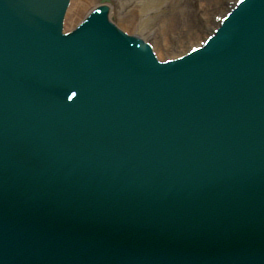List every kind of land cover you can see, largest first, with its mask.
<instances>
[{
  "label": "bare ground",
  "instance_id": "1",
  "mask_svg": "<svg viewBox=\"0 0 264 264\" xmlns=\"http://www.w3.org/2000/svg\"><path fill=\"white\" fill-rule=\"evenodd\" d=\"M111 4L110 14L119 17L124 20L125 10H130V17L135 18L139 13L141 18L139 20L143 25L142 30H146L148 33L153 34L155 19L158 16L159 20L156 22L162 23V28H160L163 39L162 43H159V39L155 35V48L161 57L165 55H172L165 51H172L174 47L170 46L172 41L177 42V46L181 48H186L188 43L196 42L197 40L187 39V42H182L181 36L185 33L199 39L200 32H196L191 13H188L189 9L182 6L183 0H109ZM214 3L218 0H204V3ZM95 0H71V5L69 6L67 13V22L73 24L78 14H85L89 4H93ZM96 4V3H95ZM130 6V8H128ZM79 15V16H80ZM77 16V17H76ZM208 17V15L206 16ZM176 48V47H175Z\"/></svg>",
  "mask_w": 264,
  "mask_h": 264
},
{
  "label": "rangeland",
  "instance_id": "2",
  "mask_svg": "<svg viewBox=\"0 0 264 264\" xmlns=\"http://www.w3.org/2000/svg\"><path fill=\"white\" fill-rule=\"evenodd\" d=\"M223 5L222 0H218L217 2L214 3H209L206 1V3H204V0H183L182 1V6L187 7L189 9L188 13H191L190 17L192 18V22L194 23V27L196 32H200V26L203 27L204 23L208 22L209 19L202 21V19L200 18L201 16H207L210 13L218 10L219 8H221ZM130 8V6L128 7ZM130 10H125V17L124 20L121 19V23L125 24V26H127L132 20L141 18L139 13H136L137 15L135 16V18L130 17ZM208 18V17H207ZM157 20H159V17L157 16L155 21V25H154V32L153 34L148 33L146 31V33H148L150 36V38H152V36L155 35V38L157 37L159 39V43H162L161 39H163V34L160 30V28H162V23H158L156 22ZM145 31V30H144ZM189 36V39L192 38V40H197L194 37H191L190 35H187V33H185L183 36H181L182 38V42L186 43L187 39ZM188 39V40H189ZM186 41V42H185ZM174 45H178L177 42L174 40L172 42Z\"/></svg>",
  "mask_w": 264,
  "mask_h": 264
}]
</instances>
